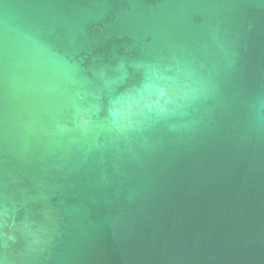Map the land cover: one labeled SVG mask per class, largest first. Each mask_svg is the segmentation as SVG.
Returning <instances> with one entry per match:
<instances>
[{"label": "water", "instance_id": "obj_1", "mask_svg": "<svg viewBox=\"0 0 264 264\" xmlns=\"http://www.w3.org/2000/svg\"><path fill=\"white\" fill-rule=\"evenodd\" d=\"M0 264H264V0H0Z\"/></svg>", "mask_w": 264, "mask_h": 264}]
</instances>
